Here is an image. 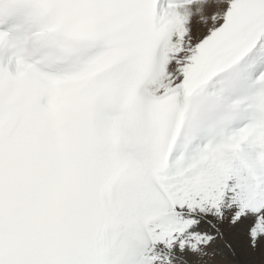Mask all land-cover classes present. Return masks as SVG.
Instances as JSON below:
<instances>
[{"label": "snow or ice", "instance_id": "1", "mask_svg": "<svg viewBox=\"0 0 264 264\" xmlns=\"http://www.w3.org/2000/svg\"><path fill=\"white\" fill-rule=\"evenodd\" d=\"M0 264H264V0H0Z\"/></svg>", "mask_w": 264, "mask_h": 264}]
</instances>
